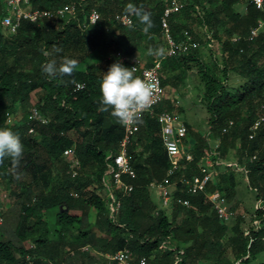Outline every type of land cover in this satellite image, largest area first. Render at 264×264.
<instances>
[{"label": "trees", "instance_id": "1", "mask_svg": "<svg viewBox=\"0 0 264 264\" xmlns=\"http://www.w3.org/2000/svg\"><path fill=\"white\" fill-rule=\"evenodd\" d=\"M129 3L151 13L153 27L147 34L139 19L126 12ZM165 4V0H30V11L75 6L76 20L51 19L40 27L22 21L13 35L0 27V129L12 130L23 145L18 164L8 157L0 163V184L12 201L7 209L0 208V264H26V257L34 264H115L106 256L121 250L136 259L144 257L147 264H264V30L248 39L250 30L264 21V5L257 10L250 0H186L183 9L169 18V26L176 40L188 31L199 47L163 59L160 78L165 89L177 91L189 73L196 74L199 102L208 115L203 134L186 124L183 143L189 145L193 159L182 160L172 180L196 175L199 160L211 152L210 143H218L213 161L229 163L234 153L259 205L246 215L236 212L240 204L232 203L237 169L221 166L205 193L174 194L188 199V208L159 210L148 185L162 181L171 166L155 116L144 114L128 149L136 175L128 181L133 190L120 199L115 219L109 216L102 180L124 131L110 107L101 110L100 84L118 60L109 59L113 53L130 56L144 51L147 66L158 57L149 55L148 49L163 47L160 19ZM92 10L100 20L84 28ZM115 14L130 16L132 25L115 22ZM212 41L219 46V57L211 55L205 62L199 48ZM65 58L78 61L71 76L58 71ZM50 61H55L54 75L42 67ZM77 83L84 87L73 92ZM33 107L47 124L28 120ZM162 110L176 117L183 111L175 99L155 109ZM18 113L21 119L11 122ZM73 147L80 165L75 178L68 174L64 158ZM213 192L225 198L234 212L231 220L222 221L208 202L206 195ZM53 211L51 231L47 214ZM163 243L168 248H161Z\"/></svg>", "mask_w": 264, "mask_h": 264}, {"label": "built area", "instance_id": "2", "mask_svg": "<svg viewBox=\"0 0 264 264\" xmlns=\"http://www.w3.org/2000/svg\"><path fill=\"white\" fill-rule=\"evenodd\" d=\"M186 0H165L166 4L163 10L162 17L160 19L161 31H162V45L165 50L164 57L154 58L151 65H146L145 60L137 54L125 56L120 52H116L110 55V58L118 59L119 61L128 65L129 69L136 67L134 74L144 79L153 80L157 85L153 103L151 107L145 110L142 114H148L149 116H155L157 123L160 126V135L162 143L165 147L169 162L170 169L168 170L166 177L160 181H152L149 183L148 188L155 192L158 197V209L169 212L174 206H182L188 208L190 201L180 196H175L176 192L185 193L188 195H196L198 193H205L208 184L218 174L216 167H236L237 170H244L237 167L236 164L227 163L221 160L213 161V157L218 155L216 149L218 143H214V147L211 148V152L203 156L197 164V174L192 175L189 178L180 175L177 181L172 180L176 173L180 170V163L184 160L186 163L192 162V155L189 152V145L185 146L183 139L187 134V128L183 123L177 122V117L168 112L162 110L156 112L155 109L167 100L166 89L161 84L160 70L161 62L165 58L173 57L177 54H185L191 49H197L199 43L193 39L188 31H182V37L180 40H176L169 26V18L179 13ZM30 0H0V27L2 31L7 35H13L17 32L22 21H27L36 27L42 26L44 21L51 19H72L76 20L77 11L75 6H67L59 8L57 10H27ZM257 10H262L264 0H250ZM245 9V8H244ZM100 20V16L96 10H92L88 15L87 23L83 26L88 28L95 26ZM113 20L122 26L132 25V19L126 14H115ZM261 30H264V21L258 23L256 27L250 30L249 41H252ZM234 41V39H233ZM84 85L75 84L73 92L82 90ZM8 116V114H6ZM10 117V116H8ZM28 120L39 123L41 125L47 124L45 117L41 115L39 110L35 107L29 110ZM262 119L258 120L252 126V131H256L261 123ZM123 125V138L118 144L117 154L115 156H109L111 164L108 167L107 172L103 175L102 184L104 186L106 199L108 200L109 216L113 219L117 216L120 207V199L129 196L133 190V185L129 183V180L136 178L135 172L132 169L128 159V149L132 145V141L138 132V125ZM231 125V123H230ZM225 131V130H224ZM33 129L29 130L32 133ZM252 138V135L250 136ZM64 158L68 163V174L71 178H75L79 175V161L75 155L74 147L65 151ZM181 184L182 187H178ZM90 190V189H89ZM74 198H78V194L72 193ZM209 203L212 204L218 217L227 222L234 217V212L230 209L225 198L219 192H213L206 195ZM1 224V219H0ZM254 222V225H257ZM161 248H168L167 243H163ZM87 248H83L86 250ZM107 259L115 264H147V260L142 257L139 259L134 256L128 250H121L116 252L112 256H107ZM26 264H34L29 257H26Z\"/></svg>", "mask_w": 264, "mask_h": 264}, {"label": "clouds", "instance_id": "3", "mask_svg": "<svg viewBox=\"0 0 264 264\" xmlns=\"http://www.w3.org/2000/svg\"><path fill=\"white\" fill-rule=\"evenodd\" d=\"M126 12L139 19V22L144 25L142 30L145 34L153 27L151 13L143 8H137L129 3L126 6ZM148 54L164 57L165 50L163 47L155 50L149 48ZM77 65V60L65 58L58 71L71 76ZM42 67L49 75L57 72L55 61H50ZM135 71L136 67L126 68L117 60L109 67L107 74H103L100 84L101 104L104 106L101 110L106 111L110 107L111 115L126 126L142 123L141 114L151 107L157 90L153 80L135 76ZM22 155L23 145L20 137L8 128L0 129V163L8 157L18 164Z\"/></svg>", "mask_w": 264, "mask_h": 264}, {"label": "rangeland", "instance_id": "4", "mask_svg": "<svg viewBox=\"0 0 264 264\" xmlns=\"http://www.w3.org/2000/svg\"><path fill=\"white\" fill-rule=\"evenodd\" d=\"M199 52L203 60L207 62L210 59L211 55L219 57V46L215 41H212L205 45H201L199 48ZM144 54V51L139 52V55ZM81 67L83 68V66ZM200 87L199 77L194 73H189L185 80V86L179 88L177 91L167 88L166 96L167 98L169 97L170 100L175 98L178 102V105H180L183 110L182 113L177 115V122L184 123L185 126L186 124L189 125L192 132H199L203 134L206 131V120L208 115L204 107L199 102L201 89ZM34 100L35 98H33V102ZM21 117L22 114L18 113L16 116L11 118V122L19 121ZM70 136L74 140L77 139L74 133H71ZM189 142L191 143L192 139H190ZM210 147H214L213 142L210 143ZM229 159V163L236 164V156L234 155V153H231ZM236 177L238 180L237 195L235 202L232 203V206L234 207L237 203H239L240 206L236 209V212L242 215H246L247 211H251L255 206H258L259 203H257L255 200L254 192L247 187L244 172L242 170H237ZM151 197L158 204V197L155 192L151 193ZM11 205L12 201L10 197H8L7 191H5V189H3V186L0 184V208L7 209ZM54 220L55 211L48 213L47 221L51 231L55 229ZM98 235L100 236L99 233ZM261 261H264V257H261Z\"/></svg>", "mask_w": 264, "mask_h": 264}, {"label": "crops", "instance_id": "5", "mask_svg": "<svg viewBox=\"0 0 264 264\" xmlns=\"http://www.w3.org/2000/svg\"><path fill=\"white\" fill-rule=\"evenodd\" d=\"M142 52V51H141ZM138 54H139V52H138ZM140 57H142L143 58V56L144 55H139ZM144 59V58H143ZM145 60V59H144ZM175 99V98H174ZM173 99V100H174ZM167 100H169V97L167 98ZM176 100V99H175ZM178 103V102H177ZM184 124V123H183ZM185 125V124H184ZM70 214H72V215H79L80 214V212L79 211H71L70 212ZM92 219H93V215H92V213H91V216H90V221L92 222ZM106 258H107V256H106Z\"/></svg>", "mask_w": 264, "mask_h": 264}]
</instances>
